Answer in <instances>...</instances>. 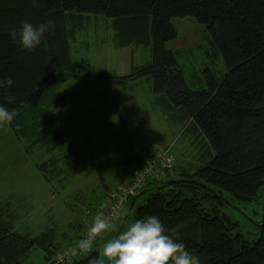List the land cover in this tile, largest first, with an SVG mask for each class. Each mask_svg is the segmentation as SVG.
Wrapping results in <instances>:
<instances>
[{
	"label": "trees",
	"instance_id": "16d2710c",
	"mask_svg": "<svg viewBox=\"0 0 264 264\" xmlns=\"http://www.w3.org/2000/svg\"><path fill=\"white\" fill-rule=\"evenodd\" d=\"M83 15L111 19L121 46L133 39L146 43L149 61L132 65L125 74L102 73L84 59L74 62L71 41ZM185 16L204 25L226 65L219 82L211 75L207 77V87L190 88L175 52L165 46L177 35L172 18ZM25 21L34 26L55 22V28L45 33L33 51L19 48L9 36L10 29L19 28ZM137 24L147 25V39ZM0 78L13 82L6 90L0 89V106L17 113L9 126L18 137L29 136L30 144L45 141L49 135L58 138V133L49 129L36 131L45 125L42 113L62 100L57 89L66 79L98 83L109 89L125 84L131 87L140 79L151 81L154 103H161L174 119L179 120L176 114L180 115L184 129L193 130L198 156L188 166H170L158 176H149L122 208L127 210L131 199L144 191L135 199L124 223L158 216L166 233L171 235L168 229H175L178 235L174 238L199 257L200 264H264V220L261 226L256 225L257 237L249 240L238 230L239 221L228 209L244 212L251 204L258 205L260 211L254 207L251 212L259 214L255 222H261L264 0H0ZM177 179L184 180L174 182ZM168 180L172 182L166 183ZM112 201L111 197L104 212ZM86 230L80 229L59 250L53 228L31 235L17 231L12 219L0 215V264H22L34 245L44 251L43 264H89V260L99 259V238L87 256L78 253L70 260L55 259L76 247Z\"/></svg>",
	"mask_w": 264,
	"mask_h": 264
},
{
	"label": "rangeland",
	"instance_id": "374dc122",
	"mask_svg": "<svg viewBox=\"0 0 264 264\" xmlns=\"http://www.w3.org/2000/svg\"><path fill=\"white\" fill-rule=\"evenodd\" d=\"M171 21L177 35L165 46L175 52L188 86L207 87L210 75L219 82L226 65L204 25L192 16L174 17ZM115 25L103 15H83L75 40L71 41L72 60H87L105 74H125L132 65L149 61L146 43L133 39L127 45L117 44ZM137 26L147 39V25ZM129 86H113L115 91L103 92L105 86L98 83L72 78L60 83L57 92L62 100L42 113L45 125L36 131L49 129L58 133L59 139L49 135L45 141L30 144L29 136L18 137L9 125L7 130L0 128V215L12 219L17 231L34 235L53 228L59 250H63L67 240L89 226L101 206H107L112 194L132 179V171L135 174L150 154L169 148L171 166H177L178 154L186 148L181 155L190 159L195 145L193 130H185L172 120L161 103L156 106L150 101L151 81L132 89ZM163 145L167 146L157 149ZM140 158V166L134 169ZM254 207L260 211V206L254 204L244 212L228 208L239 221L238 230L249 240L255 239L258 232L255 221L259 214L251 212ZM131 221L128 219L121 231ZM80 223L83 225L78 230ZM112 234L99 238V253ZM43 262L44 251L37 245L22 258V264Z\"/></svg>",
	"mask_w": 264,
	"mask_h": 264
},
{
	"label": "clouds",
	"instance_id": "9594fccd",
	"mask_svg": "<svg viewBox=\"0 0 264 264\" xmlns=\"http://www.w3.org/2000/svg\"><path fill=\"white\" fill-rule=\"evenodd\" d=\"M50 28H55L54 21L36 26L25 21L19 28L10 29L9 36L19 48L33 51ZM12 83L11 79L0 78V89L6 90ZM16 115L15 109L10 111L0 106V128L7 130ZM126 216V209L111 214L98 211L87 227L86 236L77 244L78 252L87 256L93 250L94 242L105 234L116 231L117 223H123ZM168 232L172 234L166 233L158 216L150 215L134 220L117 235L109 238L102 246L101 258H93L89 260V264H200L199 257L174 238L178 235L176 230L168 229Z\"/></svg>",
	"mask_w": 264,
	"mask_h": 264
},
{
	"label": "built area",
	"instance_id": "2783aa9c",
	"mask_svg": "<svg viewBox=\"0 0 264 264\" xmlns=\"http://www.w3.org/2000/svg\"><path fill=\"white\" fill-rule=\"evenodd\" d=\"M172 161L173 157L169 148L160 149L150 154L143 166L134 174L133 178L124 184L116 193L112 194L113 201L110 202L105 213L120 212L128 199L139 191L149 176H158L165 168L171 166ZM78 253L77 246L70 247L55 259L57 261L70 260L71 257Z\"/></svg>",
	"mask_w": 264,
	"mask_h": 264
},
{
	"label": "crops",
	"instance_id": "0c3cea01",
	"mask_svg": "<svg viewBox=\"0 0 264 264\" xmlns=\"http://www.w3.org/2000/svg\"><path fill=\"white\" fill-rule=\"evenodd\" d=\"M149 80H147V79H140V80H137V81H135L134 83H132V86H131V89L134 87V85H138V84H140V83H143V82H145V83H147ZM104 90L105 91H107V92H112V91H115V90H113V88H111V89H109V88H104L103 89V92H104ZM119 91H122V89L121 90H119ZM151 92H152V90H151ZM152 94H153V92H152ZM156 98V94H153L152 96H151V102L153 103V104H155L154 103V99ZM156 106H158V104H155ZM168 113H170V112H168ZM169 115V114H168ZM176 116L179 118V120H177V119H174V117H172L171 116V118H173L172 120H174V121H176V122H178L179 124H181L182 125V123H183V121H182V117L180 116V115H178V114H176ZM168 146H169V144H167ZM167 145H163V146H158L157 147V149L158 148H163V147H165V146H167ZM172 148V147H171ZM173 149V148H172ZM186 149V148H185ZM184 149V150H185ZM184 150H183V152H184ZM176 153H177V151H175ZM182 151L178 154V156H179V158L177 157V159H178V163H179V165L180 166H188V164L190 163V162H195L196 161V159H197V153H195V151H193V153H192V155L190 156V159L187 161L186 160V158H185V156L184 155H181L182 153H183ZM141 162H142V160H141V158H140V161L136 164V166H135V168L134 169H136V168H138V166H140V164H141ZM178 165V166H179ZM133 171H132V175H133ZM115 187H117V186H115ZM104 205H105V202H104Z\"/></svg>",
	"mask_w": 264,
	"mask_h": 264
},
{
	"label": "water",
	"instance_id": "95a60500",
	"mask_svg": "<svg viewBox=\"0 0 264 264\" xmlns=\"http://www.w3.org/2000/svg\"><path fill=\"white\" fill-rule=\"evenodd\" d=\"M183 180H184V179H177V180H174V182H177V181H183ZM188 180L191 181V182H194V181H195V180H192V179H188ZM171 182H172L171 180L166 181V183H171ZM201 185L204 186L205 184L201 183ZM143 192H144V191L139 192L135 197H133V198L131 199L130 204H129L128 209H127V215L130 213V211H131V209H132V207H133V204H134V202H135V199H136L138 196H140ZM126 217H127V216H126ZM125 219H126V218H125ZM263 220H264V208H263V214H262L261 222L256 223V225H257V226H261L262 223H263ZM124 221H125V220H124ZM123 224H124V222H123V223H120V225H119V227H118V229H117L115 235H117L118 232L121 231V229H122V227H123Z\"/></svg>",
	"mask_w": 264,
	"mask_h": 264
}]
</instances>
